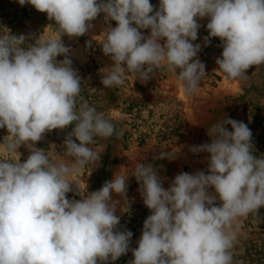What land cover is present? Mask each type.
I'll return each mask as SVG.
<instances>
[{
    "label": "clouds",
    "instance_id": "1",
    "mask_svg": "<svg viewBox=\"0 0 264 264\" xmlns=\"http://www.w3.org/2000/svg\"><path fill=\"white\" fill-rule=\"evenodd\" d=\"M17 2L46 13L55 35L27 43L31 36L0 33V128L8 132L0 152L18 154L0 158V264H113L129 251L133 235L118 227L121 201L113 199L119 195L121 211L130 210L128 177L114 173L86 194L71 178L101 159L90 147L96 138L122 132L81 97L82 78L61 36L85 35L103 13L105 21L116 22L99 43L112 61L100 70L105 88L123 85L129 74L146 82L166 66L192 95L207 74L197 58L201 45L193 43L197 18H208L205 46L213 37L221 41L218 71L228 80L248 79L246 70L264 65V0H159L155 11L150 0ZM69 126L62 155L34 147L46 133ZM208 135L210 143L190 148L208 154L207 174L181 172L165 189L153 164L136 163L131 176L150 215L129 264H234L240 218L264 207V155L254 154L244 122L224 116ZM21 145L30 151L24 162ZM69 192L80 198L68 199Z\"/></svg>",
    "mask_w": 264,
    "mask_h": 264
},
{
    "label": "rangeland",
    "instance_id": "2",
    "mask_svg": "<svg viewBox=\"0 0 264 264\" xmlns=\"http://www.w3.org/2000/svg\"><path fill=\"white\" fill-rule=\"evenodd\" d=\"M154 11L158 9L159 0H150ZM201 25L198 39L200 44L197 58L205 64L206 75L198 90L187 95L173 72L162 66L146 82L129 74L123 85L105 88L102 83L101 69L111 65L109 56L104 55L99 44L103 31L109 23L101 13L91 23L93 27L83 36L69 37L62 35L61 40L70 48L69 58L72 67L78 70L82 78L81 97L103 113L115 124L122 135H113L109 139L96 138L90 145L98 149L101 159L85 167L84 171L71 179L79 185L85 194L87 191L99 190L113 174L128 177L127 197L130 204L128 212H122L123 201L117 194L113 199L121 201L116 214L120 216V229L130 230L133 235L129 251L113 264H129L134 259L132 249L138 247L142 235L143 222L150 215L138 191L139 185L131 176L136 163H151L167 189L174 177L187 172L194 174L204 171L207 174V153L194 154L191 146L211 142L208 128L224 116L247 124L252 132L254 154L264 155V65L252 66L246 70L248 79L228 80L218 71L216 58L221 56L223 48L219 38L213 37L205 46L204 37L208 36L206 25L208 18H197ZM31 36L27 43H33L40 35H55V22L50 21L46 13L35 10L31 5L20 6L17 0H0V33ZM142 34L149 35V29H141ZM163 44V41H161ZM64 59L58 56L57 60ZM179 72V70H177ZM231 131V125H225ZM72 126L64 130H52L44 135L34 147L44 149L55 158L63 154V141ZM8 135L6 128H0V143ZM78 142V141H77ZM175 151L171 158L158 159L161 152ZM17 152L24 162L30 151L21 145ZM0 158L17 159L18 154L9 157L0 152ZM214 194V189H209ZM68 199H79L74 192L67 194ZM220 201L217 200V206ZM239 243L234 249V264H264V207L257 216L250 214L240 218Z\"/></svg>",
    "mask_w": 264,
    "mask_h": 264
}]
</instances>
